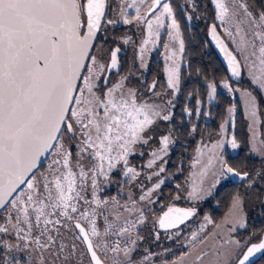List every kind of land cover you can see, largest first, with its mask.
I'll return each instance as SVG.
<instances>
[{"label":"snow or ice","instance_id":"obj_1","mask_svg":"<svg viewBox=\"0 0 264 264\" xmlns=\"http://www.w3.org/2000/svg\"><path fill=\"white\" fill-rule=\"evenodd\" d=\"M208 4V32L227 62L219 87L238 102H229L215 138L201 134L184 175L183 153L168 168L175 148L186 152L199 131L184 116L210 113L197 88L186 93L197 106L185 104L177 120L182 63L189 78L193 71L181 20L206 18ZM208 4L0 0V264L264 260V228L249 230L251 210L264 217V0ZM129 26L145 37L138 45ZM161 29L170 63L165 82L149 84L133 69L147 68V45ZM121 45L135 49L127 71ZM194 71L215 100V77ZM161 197L167 210L158 213ZM181 200L188 206H176Z\"/></svg>","mask_w":264,"mask_h":264},{"label":"trees","instance_id":"obj_2","mask_svg":"<svg viewBox=\"0 0 264 264\" xmlns=\"http://www.w3.org/2000/svg\"><path fill=\"white\" fill-rule=\"evenodd\" d=\"M182 0H174V3H180ZM202 4H208V0H201ZM203 11V9H202ZM199 15V13L197 14ZM211 6L208 4V11L205 16H201L200 19H194L191 22H187L181 20V31L182 36L185 41V53L183 56L184 60H188L192 64V75L188 77L187 65L182 64V72L185 79L182 81V87L184 89V94L180 96V104L176 109L177 120L180 119L181 109L185 104H189L193 109H195L196 105V97L193 96L191 99L186 97V93L189 90L199 89L200 99L202 100L201 108L203 112L210 113L209 116H204L201 114L200 116L193 115L191 117L184 116L185 122L191 121V123H195L199 126V131L194 138H190L186 141L187 151L184 152L183 149L178 147L171 154V163L168 165L169 170H174L176 164L179 162L181 158V153H183L184 160V175H187V166L188 161L192 155V149L196 147L198 141L201 140V134L204 139H208V135L211 133L213 138H215L216 133L218 132L219 124L223 121L226 115V108L229 105V102L237 103L238 100H232L229 96L224 94L221 91L217 92V98L215 102L209 103L206 105V87L204 84V80L202 77H197L195 75V68H201L205 73H207L210 77H215L217 85L220 83V79L222 76L227 74V71L220 61L218 55L211 47L208 38H207V29L208 25L212 23L211 19ZM162 44V43H161ZM160 44V45H161ZM161 51L156 49V51L151 54L148 59L147 68L144 70V78L148 83H151L154 79L160 81L161 84L164 83V77L162 75L163 63L160 59ZM137 72V70L135 69ZM264 113V108H262ZM237 126L235 128V133L237 136L245 135V123L241 119L239 115L236 117ZM241 157L243 156V149L240 152ZM139 163V161H134V163ZM184 178L183 175L178 177V181H181ZM173 187L172 183H169L165 186V193L168 192L170 188ZM231 190V186L228 188H221V194L226 191ZM161 203L166 204L167 200L165 197H161ZM160 203V204H161ZM157 210V209H156ZM211 207L209 205H205L203 207V211H211ZM259 209L251 210L249 214V225L250 231L251 227L254 226L256 229H260L264 227V217L259 216ZM216 216L222 214V209L214 212ZM257 219V220H255ZM264 260L257 261V264H264Z\"/></svg>","mask_w":264,"mask_h":264},{"label":"rangeland","instance_id":"obj_3","mask_svg":"<svg viewBox=\"0 0 264 264\" xmlns=\"http://www.w3.org/2000/svg\"><path fill=\"white\" fill-rule=\"evenodd\" d=\"M123 27H124V26H122V28H123ZM129 29H130V30H129V34L132 35L133 41H135L136 44L138 45V44H139V41L142 40V39L145 38V37L142 35L141 31H138L135 27H130V26H129ZM153 39H155V38L153 37ZM166 41H168L167 32H166L165 29H161V35H160V38L156 40L155 45H153L152 43H149V45H147V47L150 49V51L147 52V53L145 54V58H146V60H147V62H148L149 57L151 56V54H153V53L156 51V49H158V50L161 51V53H160V59H161V61H162V63H163L162 75H163V77H164V82H165V76H166V74H165V72H164L165 64H166V63H170L169 61H165V59H164V54H165V52H166V50L164 49V43H165ZM161 43H162V44H161ZM160 44H161V45H160ZM175 47L178 49V47H179L178 43L175 44ZM134 51H135V49H134L131 45H129V46H128V54H127V64L125 65V68L123 69V71H127V70L131 67V61H132V58H133V55H134ZM182 64H183V63H182ZM144 70H145V69H144ZM144 70L137 71V72H136L137 77H139L140 79H143V78H144V76H143V75H144ZM133 71H135V68L133 69ZM149 84H150V83H149ZM218 91L223 92L224 94H226L227 96H229L232 100H235V99L238 100V94H237V95H230L229 93H227V91H226L225 89H223L222 87H219V85H218L217 92H218ZM213 102H215V100H213V101H208V100H207V96H206V105L209 104V103H213ZM261 112L263 113L262 109H261ZM226 116H227V112H226L225 117H226ZM218 129H219V128H218ZM204 141L207 142V139H204ZM233 155H234V154H233ZM145 159H147V157H146ZM135 163H136V162H135ZM182 180H183V179H182ZM182 180H181V181H182ZM114 192H115V188L111 189V191H110L109 194H112V193H114ZM175 203L177 204L178 207H186V206H188V205L186 204V202L183 201V200H181V201H177V202H175ZM166 204H167V203H166ZM156 207H157V206H156ZM156 211H157V210H156ZM170 246H172V245H170ZM263 263H264V262H263Z\"/></svg>","mask_w":264,"mask_h":264},{"label":"flooded vegetation","instance_id":"obj_4","mask_svg":"<svg viewBox=\"0 0 264 264\" xmlns=\"http://www.w3.org/2000/svg\"><path fill=\"white\" fill-rule=\"evenodd\" d=\"M121 47H122L123 51H122V53L120 55V59L123 62V69H124L125 68V65L127 64L128 46L121 45ZM123 69H122V71H123ZM176 206H177V204H176ZM156 209H157V212L158 213L159 212H162V211H165L167 209V204H163V203L158 204L157 207H156ZM255 220H257V219H255ZM162 243L164 244V246H170V245H172V242L171 241H167V240L162 241Z\"/></svg>","mask_w":264,"mask_h":264},{"label":"water","instance_id":"obj_5","mask_svg":"<svg viewBox=\"0 0 264 264\" xmlns=\"http://www.w3.org/2000/svg\"><path fill=\"white\" fill-rule=\"evenodd\" d=\"M211 24V23H210ZM209 24V25H210ZM207 38H208V41L211 45V47L213 48V50L216 52V54L218 55L220 61L222 62V64L224 65L225 69H227V62L225 60V54L223 52H221L219 50V48L216 46V42L212 39V37L209 35V32H208V29H207ZM167 210V209H166ZM165 210V211H166ZM257 261L259 260V258L257 257L256 258Z\"/></svg>","mask_w":264,"mask_h":264}]
</instances>
